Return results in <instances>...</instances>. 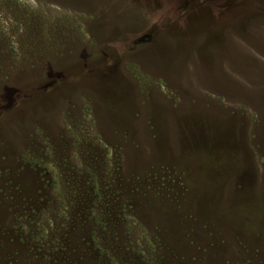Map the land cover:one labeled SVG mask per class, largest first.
<instances>
[{
    "label": "rangeland",
    "instance_id": "374dc122",
    "mask_svg": "<svg viewBox=\"0 0 264 264\" xmlns=\"http://www.w3.org/2000/svg\"><path fill=\"white\" fill-rule=\"evenodd\" d=\"M0 264H264V0H0Z\"/></svg>",
    "mask_w": 264,
    "mask_h": 264
},
{
    "label": "bare ground",
    "instance_id": "6f19581e",
    "mask_svg": "<svg viewBox=\"0 0 264 264\" xmlns=\"http://www.w3.org/2000/svg\"><path fill=\"white\" fill-rule=\"evenodd\" d=\"M239 91V90H238Z\"/></svg>",
    "mask_w": 264,
    "mask_h": 264
}]
</instances>
